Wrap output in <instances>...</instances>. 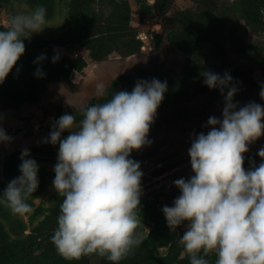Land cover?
I'll return each instance as SVG.
<instances>
[{
  "label": "clouds",
  "instance_id": "1",
  "mask_svg": "<svg viewBox=\"0 0 264 264\" xmlns=\"http://www.w3.org/2000/svg\"><path fill=\"white\" fill-rule=\"evenodd\" d=\"M46 11L39 6L15 14L0 30V84L24 55L23 41L46 28ZM59 58L54 55L52 62ZM35 75L42 77V69ZM202 75L208 88L224 96L222 118L209 117L207 134L191 140L194 175L173 182L180 194L162 212L172 232L187 222L178 243L190 264H212L207 257L213 255L214 264H264V148L258 151V166L244 167L249 146L264 136V106L234 103L238 89L227 72ZM166 91V81L138 80L131 92H115L107 102L83 109L79 125L67 113L52 125L45 143L59 145L52 184L63 200L51 243L64 259L95 255L119 264L143 243L137 231L143 173L130 156L151 145L150 128ZM97 95H105L103 85L97 86ZM259 95L264 99V88ZM10 140L0 126V143ZM29 156L24 149L21 175L0 195V203L14 215L32 211L27 199L38 188V165Z\"/></svg>",
  "mask_w": 264,
  "mask_h": 264
},
{
  "label": "trees",
  "instance_id": "2",
  "mask_svg": "<svg viewBox=\"0 0 264 264\" xmlns=\"http://www.w3.org/2000/svg\"><path fill=\"white\" fill-rule=\"evenodd\" d=\"M13 0H0V7H5ZM186 7L169 14L174 0H154L149 5L147 0L141 2L142 14L160 16L167 26L165 35H155L161 41L171 44L183 55L182 59H165L161 62H152L149 69L140 68L135 75H121L114 78L105 89L104 96L92 98L86 107L98 103L107 102L115 92L126 90L131 92L138 80L151 81L158 79L167 82V91L164 94L163 103L166 110L155 119L154 126L163 129L174 123L192 117V109H188L186 103L198 98L207 97V100L224 106V96L219 89H210L204 84V71L223 76L226 72L232 77L233 84L238 91L233 98H244L247 92L264 88V76L261 81L257 79L258 72H264V59H257L251 56L254 46L250 45L243 50L236 36L235 22H243L246 28L254 35L264 34V0H185ZM96 0H70L69 13L71 15L69 30L53 43L59 46H66L87 41V50L91 58L97 62L103 61L112 52H124L128 55L136 54L140 50V42L129 38V34L123 35L130 28L132 11L127 3L112 5L111 12L106 14L99 9L100 0H97V13L94 8ZM31 6L29 11L43 6L46 11V19L52 15L53 0H29ZM104 21V24H103ZM97 22V25L94 23ZM0 30L5 26L0 25ZM122 36H125L122 39ZM25 53L17 62L3 84H0V117L7 113L27 122L38 118L40 125L35 128L38 131H45L44 142L32 146L29 149L30 156L42 153L43 149L50 148L54 152L59 151V145L45 143L49 138L52 125L65 113L75 116L76 124L79 125L83 118L82 110L69 112L67 108L58 106L55 112L41 104V99L48 93L49 84L61 83L70 80L73 73H80L86 66L83 59L72 60L69 57L59 55V60L52 62L55 52L44 50L45 42L33 34L30 39H25ZM229 47L241 56L243 62L236 64L229 55ZM44 55L46 58L40 63H34L37 57ZM252 59L251 63L244 62ZM37 68L43 71L42 77L35 75ZM18 70V71H17ZM79 74H77L78 76ZM227 89H225V94ZM37 108L41 113L37 112ZM24 128H10L7 135L11 137ZM76 129L74 128L73 131ZM69 133H62L66 138ZM22 152H14L0 161L3 169L0 170L2 177L0 195L6 189L8 183L21 175L19 167L22 163L20 157ZM57 156L51 161L55 167ZM35 159V158H34ZM33 159V160H34ZM41 159V158H40ZM55 173L51 178L53 182ZM43 185L38 184L34 197H39ZM54 202L46 209L38 206L35 208V216L32 219H39L45 212V219L39 224L38 235L24 234L18 232L13 223L14 219L9 218V212L0 204V216H3L10 231L6 230L5 224L0 220V264H111L106 258L98 256H85L80 260H66L60 256L51 237L58 226V215L63 197L54 194L51 197ZM30 206L33 207L31 202ZM140 219L153 223L148 235H143V243L136 248L132 254L120 261L119 264H190L188 256L180 258L182 252L178 243L180 236L177 229L172 232L167 226L162 208L140 199L138 210ZM140 229V227H138ZM137 229V231H138ZM169 247L165 257L158 254V249ZM214 264L215 256L207 257Z\"/></svg>",
  "mask_w": 264,
  "mask_h": 264
},
{
  "label": "rangeland",
  "instance_id": "3",
  "mask_svg": "<svg viewBox=\"0 0 264 264\" xmlns=\"http://www.w3.org/2000/svg\"><path fill=\"white\" fill-rule=\"evenodd\" d=\"M143 0H100L99 9H103L106 14L111 12V7L114 4L127 3L132 11V20L130 28L125 33L131 36L135 33V40L140 42V50L136 54L128 55L124 52H112L103 61L97 62L91 58L87 48V41L59 46L53 42L58 40L69 30L71 24L69 13L70 0H53L52 15L46 19V28L37 35L45 42L44 50H50L58 55L71 58L75 48L81 50L80 59L85 60L86 66L80 73H73L70 80L61 83L49 84L48 93L41 99V104L46 106L49 111L55 112L58 106L67 108L69 112H78L86 108L88 102L97 95V86L103 85L104 89L108 87L111 81L121 75H135L140 68L151 69L152 62H161L165 59H182L183 55L179 50L171 46L170 42L161 41L155 35H165L167 26L160 16H153L149 14H142L141 2ZM231 1V0H228ZM149 5L154 4V0H147ZM185 0H174L169 14H174L177 10L186 7ZM31 6L29 0H13L12 3L5 7H0V25L6 26L11 16L18 13H30ZM97 13V0L94 4ZM104 24V21H103ZM97 25V22L94 23ZM236 36L238 37L239 45L243 50H246L250 45L254 46L251 56L257 59H264V34L254 35L244 25L243 22H235ZM125 36H122L124 39ZM229 55L233 62L241 64L243 59L236 54L233 49L229 47ZM72 59V58H71ZM79 59V58H78ZM244 62L251 63L252 59H246ZM77 74H79L77 76ZM257 79L261 81L264 72L257 73ZM261 89H255L247 92L244 98L237 99L235 103L238 106L247 105L250 102H255L264 106V99H261L259 93ZM188 109H192L193 116L188 119L180 120L171 126L158 129L153 124L150 128L148 138L152 141L150 146H145L139 151H133L130 158L140 163V170L143 173L141 178L142 194L140 199L156 205L157 208L164 206L171 207L175 198L180 194V190L174 185L176 179H189L194 173L191 170L190 157L188 150L191 147V140L195 135L201 132L207 134L210 127L207 126L209 117L215 116L222 118L223 105L218 102L213 103L207 100L205 96H199L196 99L185 104ZM40 109V108H39ZM37 108V112L41 110ZM163 110H166L165 104L161 102L156 118L162 115ZM40 125L38 118L33 121H25L17 119L10 114H3L0 117V126L3 127L6 134L10 128L16 129L18 127L24 128L19 133H14L9 142L0 143V161L10 156L14 152H22L24 149H29L32 146L40 145L44 142L46 132L35 130ZM264 148V136L258 139L255 143L249 146V151L245 154V169L251 167L254 162L255 165L261 163L258 156V151ZM42 153L34 154V159L38 165L37 178L39 184L43 185L42 193L39 197H34V193L27 199L33 204L32 211L23 216L14 215L10 212L7 206L0 203L1 206L9 212V218L14 219L13 223L18 232L24 234L38 235L39 224L45 219L42 215L39 219H32L35 216V208L40 206L43 209L48 208L54 202L51 197L57 194L51 178L54 172V166L51 161L53 156H57L58 152H54L50 148L43 149ZM41 158V159H40ZM3 169V164L0 165V170ZM2 177H0L1 182ZM1 188V185H0ZM0 220L5 224L6 230L10 231V226L7 220L0 216ZM153 223L141 219L138 232L142 235H148L151 231ZM187 228V222L182 224L177 229V234L182 236ZM180 258H184L187 254L183 250ZM169 251V247L158 249V254L165 257Z\"/></svg>",
  "mask_w": 264,
  "mask_h": 264
},
{
  "label": "built area",
  "instance_id": "4",
  "mask_svg": "<svg viewBox=\"0 0 264 264\" xmlns=\"http://www.w3.org/2000/svg\"><path fill=\"white\" fill-rule=\"evenodd\" d=\"M81 54H82L81 50L78 48H75L73 51V56H71L72 60L82 57Z\"/></svg>",
  "mask_w": 264,
  "mask_h": 264
}]
</instances>
